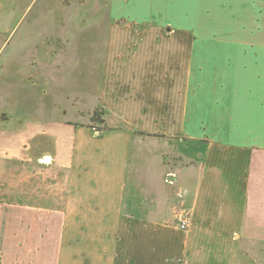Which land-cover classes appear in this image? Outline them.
<instances>
[{
	"label": "crops",
	"instance_id": "1",
	"mask_svg": "<svg viewBox=\"0 0 264 264\" xmlns=\"http://www.w3.org/2000/svg\"><path fill=\"white\" fill-rule=\"evenodd\" d=\"M239 1L247 3L240 12L255 11L256 26L200 28L189 48L192 109L185 127L189 123L192 139L204 148L199 167L144 170L133 180L125 154H116L105 167L98 137L79 128L74 169L64 175V184H52L38 170L29 185L22 179L0 184V224L11 209L9 225L25 233L0 234V253L15 248L16 264L27 263L21 255L24 241L32 242L31 254L25 252L30 264L262 263L264 0ZM183 54L182 48L181 60ZM42 154L36 166L50 158ZM19 167L9 178L22 176ZM185 212L191 223L182 231L178 216Z\"/></svg>",
	"mask_w": 264,
	"mask_h": 264
},
{
	"label": "rangeland",
	"instance_id": "2",
	"mask_svg": "<svg viewBox=\"0 0 264 264\" xmlns=\"http://www.w3.org/2000/svg\"><path fill=\"white\" fill-rule=\"evenodd\" d=\"M243 3L0 0V26L7 29L0 31V184L22 179L29 185L35 170L52 184H64L79 128L98 137L105 167L125 154L133 180L144 170L198 168L204 148L192 139L189 123L185 127L192 109L189 48L200 28L256 26L252 8L239 11ZM96 111L100 117L93 121ZM43 152L51 162L36 166ZM17 167L23 178H9ZM5 213L0 234H25L9 225L14 211ZM20 244L22 261L28 258L22 264H30L25 252L31 254L32 242ZM19 252L0 253V264H16Z\"/></svg>",
	"mask_w": 264,
	"mask_h": 264
},
{
	"label": "built area",
	"instance_id": "3",
	"mask_svg": "<svg viewBox=\"0 0 264 264\" xmlns=\"http://www.w3.org/2000/svg\"><path fill=\"white\" fill-rule=\"evenodd\" d=\"M191 216L189 213H184L180 216H178V224L177 227L182 231H187L190 227V220Z\"/></svg>",
	"mask_w": 264,
	"mask_h": 264
},
{
	"label": "trees",
	"instance_id": "4",
	"mask_svg": "<svg viewBox=\"0 0 264 264\" xmlns=\"http://www.w3.org/2000/svg\"><path fill=\"white\" fill-rule=\"evenodd\" d=\"M100 117L99 112L96 111V113L93 116V121H97V119Z\"/></svg>",
	"mask_w": 264,
	"mask_h": 264
},
{
	"label": "water",
	"instance_id": "5",
	"mask_svg": "<svg viewBox=\"0 0 264 264\" xmlns=\"http://www.w3.org/2000/svg\"><path fill=\"white\" fill-rule=\"evenodd\" d=\"M172 178V177H171Z\"/></svg>",
	"mask_w": 264,
	"mask_h": 264
}]
</instances>
